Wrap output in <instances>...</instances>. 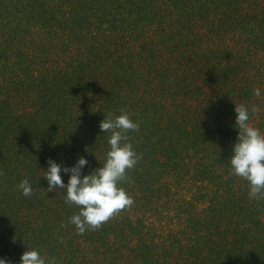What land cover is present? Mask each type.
<instances>
[{"label":"trees","instance_id":"1","mask_svg":"<svg viewBox=\"0 0 264 264\" xmlns=\"http://www.w3.org/2000/svg\"><path fill=\"white\" fill-rule=\"evenodd\" d=\"M239 104L264 134V0H0V259L264 264V200L229 175ZM121 109L140 126L134 203L79 235L47 162L102 167Z\"/></svg>","mask_w":264,"mask_h":264},{"label":"clouds","instance_id":"2","mask_svg":"<svg viewBox=\"0 0 264 264\" xmlns=\"http://www.w3.org/2000/svg\"><path fill=\"white\" fill-rule=\"evenodd\" d=\"M253 95L260 97V89L254 88ZM234 110L238 136L233 146V154L229 158V175L247 182L250 199L264 200V134L249 123L250 111L255 115L260 109L253 105L249 110L246 105L239 104L235 105ZM99 127L102 132L110 133L109 150L102 167L82 177L81 170L88 163L84 157H80L71 168H62L49 159L47 162L49 167L43 175L48 182L46 191L63 190L66 192L65 203L79 208V211L69 219V223L75 225L79 235H83L86 230H99L134 203L133 198L120 184L127 180V171L134 168L141 158L128 142L127 135L130 131L138 132L140 126L121 109L119 115L109 113L105 116ZM61 171L70 174L67 184L62 180ZM3 174L0 171V175ZM17 190L26 197L33 194L27 178L20 181ZM27 248L28 250L20 257V264H46V259L36 249ZM0 264H9V262L0 259Z\"/></svg>","mask_w":264,"mask_h":264}]
</instances>
